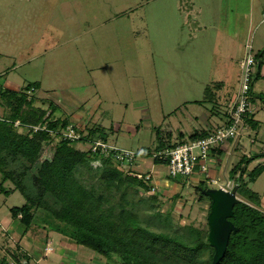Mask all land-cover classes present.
I'll list each match as a JSON object with an SVG mask.
<instances>
[{
	"label": "rangeland",
	"instance_id": "1",
	"mask_svg": "<svg viewBox=\"0 0 264 264\" xmlns=\"http://www.w3.org/2000/svg\"><path fill=\"white\" fill-rule=\"evenodd\" d=\"M250 42L253 54L264 49V0H0V89L21 90L37 82L35 105L51 111L52 104L55 116L69 117L82 134L99 125L105 134L98 136L109 143L148 153L162 140L185 141L227 118ZM253 70L258 72V63ZM254 92L260 126L246 124L240 136L223 145L224 154L209 161L207 172L174 181L167 164H155L152 157L123 168L152 172V189L132 195L145 225L209 232L211 198L198 185L233 188L231 168L244 154L264 150V63ZM10 113L0 97V115ZM52 155L48 144L42 159ZM261 161L264 157L250 168ZM101 165L93 161L95 168ZM249 186L264 203V171ZM25 202L19 190L0 193V232L6 227L12 246L19 237L10 208ZM1 236L0 258L8 242ZM35 245L45 243L38 238ZM52 245L55 253L47 257L35 248L41 264H58L61 249L58 241Z\"/></svg>",
	"mask_w": 264,
	"mask_h": 264
},
{
	"label": "trees",
	"instance_id": "2",
	"mask_svg": "<svg viewBox=\"0 0 264 264\" xmlns=\"http://www.w3.org/2000/svg\"><path fill=\"white\" fill-rule=\"evenodd\" d=\"M263 56L264 49L254 54L259 70L253 73L251 104L256 96L254 84L261 74ZM38 87L39 83L35 82L21 90L0 89V97L11 110L10 117L0 115V193L11 195L19 190L26 198L23 205L10 208L11 224L18 230L15 233L19 237L17 246L9 244L6 228L0 232L1 237L5 236L2 243L9 238L5 246L3 244L5 253L0 264H34L32 254L22 246L21 240L34 233L47 244L53 232L119 264H212L215 249L209 243V232L193 226L156 231L143 223L136 210L137 200L132 195L140 188L152 189L149 184L152 176L146 179L150 171L139 178L125 173L111 155L84 150L67 139L56 142V137L46 131L23 132L14 126L17 119L30 124H47L55 129L73 124L69 117L55 116L57 109L52 104L51 111L35 105L38 99L32 92ZM245 122L253 129L260 126L253 110L245 114ZM104 129L99 125L90 127L80 142L107 141L106 137L98 136L105 134ZM213 130L195 131L189 138L205 136ZM181 142L162 140L155 150ZM48 144L53 146V155L42 159ZM223 154L220 147L212 151L215 157ZM145 157H152V150ZM263 157L264 150L244 154L230 170L231 178L238 185L237 194L248 200H241L234 207L231 220L239 230L231 234L220 264H264V203L260 193L249 186L263 173L264 162H258L253 168L250 165ZM95 160L101 161V167L93 166ZM153 161L168 163L163 158H153ZM170 177L174 181L180 178ZM7 181L13 182L14 187L7 188ZM201 186L199 184L197 189L204 188ZM156 195L150 199L155 201Z\"/></svg>",
	"mask_w": 264,
	"mask_h": 264
},
{
	"label": "built area",
	"instance_id": "3",
	"mask_svg": "<svg viewBox=\"0 0 264 264\" xmlns=\"http://www.w3.org/2000/svg\"><path fill=\"white\" fill-rule=\"evenodd\" d=\"M247 56L242 62V74L240 77V87L235 96L231 99L228 109L226 121L213 130L210 134L197 138H188L185 141L173 146L165 147L161 150L152 151L153 158H163L168 160L167 166L169 175L173 177L189 176L195 172H207L209 170V161H212V151L220 147L232 139L241 135L242 130L246 127L245 114L252 111L251 98V82L253 78V66L256 63L254 54L252 53L253 46L247 43ZM14 126L23 132H38L46 131L54 135L56 139H67L72 142H80L82 133L77 131L73 124L55 129L47 124H30L17 119L14 121ZM89 149L93 152H100L105 156L111 155L114 162L121 167H131L133 164H138L139 157H145L146 149L140 147L138 150L121 148L116 145L97 139L87 141ZM129 174H135L139 178L144 177V172L129 169ZM152 176V172L146 175V179Z\"/></svg>",
	"mask_w": 264,
	"mask_h": 264
},
{
	"label": "water",
	"instance_id": "4",
	"mask_svg": "<svg viewBox=\"0 0 264 264\" xmlns=\"http://www.w3.org/2000/svg\"><path fill=\"white\" fill-rule=\"evenodd\" d=\"M237 184L231 189L201 188L203 194L211 198V210L208 214L209 243L215 249L212 264H220L226 253L230 236L239 227L231 220L234 207L242 199L237 194Z\"/></svg>",
	"mask_w": 264,
	"mask_h": 264
},
{
	"label": "crops",
	"instance_id": "5",
	"mask_svg": "<svg viewBox=\"0 0 264 264\" xmlns=\"http://www.w3.org/2000/svg\"><path fill=\"white\" fill-rule=\"evenodd\" d=\"M253 113H254V110H253ZM225 121H226V119L221 121L220 124H218L216 127H213L212 129H216L218 126H220ZM261 140H264V135H263V138ZM0 225H3V224L0 223ZM4 228H6V227H4ZM34 239L36 240V242ZM56 241H58L59 248L61 249L60 256L58 255V257H57L58 258V264H119L115 260L108 259L107 257L99 254L94 249H92L86 245L78 244V243L71 241L68 237H66L60 233L53 232L51 234V237L49 238L47 244L44 245V248H42L39 245H35V243L38 242L37 236L36 237L25 236L21 240V244L26 250H28L32 254L33 260H35V263L41 264L40 261H41L42 256L47 257L49 253H52V254L55 253V248L52 245V243H54ZM33 242H35V243H33ZM38 246H39L38 251H40V253L42 254V256L40 255L39 257H38V255L33 253L35 248ZM51 264H53V263H51Z\"/></svg>",
	"mask_w": 264,
	"mask_h": 264
}]
</instances>
